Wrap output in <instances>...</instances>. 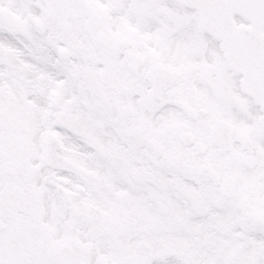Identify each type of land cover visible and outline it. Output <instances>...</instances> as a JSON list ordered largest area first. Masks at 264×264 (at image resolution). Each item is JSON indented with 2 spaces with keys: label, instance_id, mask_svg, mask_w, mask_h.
<instances>
[{
  "label": "snow or ice",
  "instance_id": "snow-or-ice-1",
  "mask_svg": "<svg viewBox=\"0 0 264 264\" xmlns=\"http://www.w3.org/2000/svg\"><path fill=\"white\" fill-rule=\"evenodd\" d=\"M0 264H264V0H0Z\"/></svg>",
  "mask_w": 264,
  "mask_h": 264
}]
</instances>
